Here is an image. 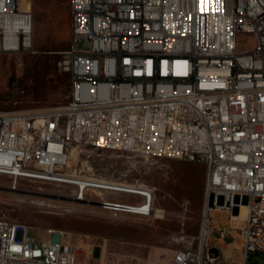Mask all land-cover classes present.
<instances>
[{"label": "built area", "instance_id": "obj_1", "mask_svg": "<svg viewBox=\"0 0 264 264\" xmlns=\"http://www.w3.org/2000/svg\"><path fill=\"white\" fill-rule=\"evenodd\" d=\"M71 39L61 67L67 103L0 111V175L36 167L48 182L73 178V198L114 216H150L153 190L138 202L111 199L128 184L70 165L91 146L149 159L205 165L198 234L164 264H249L264 252V0H70ZM33 14L0 0V53L31 46ZM30 235L0 216V264H81L62 230ZM239 238L240 259L226 257Z\"/></svg>", "mask_w": 264, "mask_h": 264}, {"label": "rangeland", "instance_id": "obj_2", "mask_svg": "<svg viewBox=\"0 0 264 264\" xmlns=\"http://www.w3.org/2000/svg\"><path fill=\"white\" fill-rule=\"evenodd\" d=\"M33 14L31 46L22 53H0V111L42 110L67 103L71 79L60 62L70 47V0H22ZM72 168L126 184L150 187L156 209L151 216H114L98 206L73 202L75 187L0 175V216L22 221L30 235L62 230L81 264H164L198 234L206 168L198 161L149 159L138 154L91 146L72 148ZM111 199L141 201L135 195ZM162 214V217L159 215ZM236 237L232 258L240 259ZM228 246L226 247V249ZM226 264V263H221ZM249 264H264V252H252Z\"/></svg>", "mask_w": 264, "mask_h": 264}, {"label": "bare ground", "instance_id": "obj_3", "mask_svg": "<svg viewBox=\"0 0 264 264\" xmlns=\"http://www.w3.org/2000/svg\"><path fill=\"white\" fill-rule=\"evenodd\" d=\"M71 157H72V153H71ZM15 179H29V180H38V181H42V182H48V176H40V174H36V167H27V170H15ZM65 185L72 186L73 185V178H66L65 179ZM125 187L127 189H124V190H127V191L122 193L125 195L137 196L138 194H134V192L141 189L139 187L132 186V184H128L127 186L125 185ZM72 199H73V202H75V203H82L83 204V202H79V201L75 200L74 198H72ZM85 205L94 206V204H90V203H85ZM161 211L162 210L156 209V207H154V211L151 215H154V214L157 215V213H159V212L161 213ZM159 217H162V214L159 215ZM235 243L236 242L231 241V243L228 245V248L225 251L226 257L231 256V254L235 248L234 247Z\"/></svg>", "mask_w": 264, "mask_h": 264}]
</instances>
